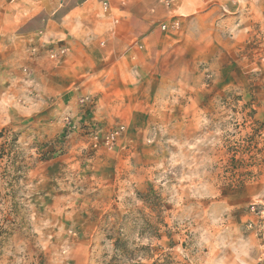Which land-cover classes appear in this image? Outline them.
<instances>
[{
	"label": "crops",
	"instance_id": "1",
	"mask_svg": "<svg viewBox=\"0 0 264 264\" xmlns=\"http://www.w3.org/2000/svg\"><path fill=\"white\" fill-rule=\"evenodd\" d=\"M51 46L68 50L57 64L48 59ZM257 66H264V7L252 0H178L170 7L162 0H0V93L12 96L15 122L64 102L40 133L46 142L65 133L70 139L59 167L65 201L74 198L77 183L74 152L91 146L87 133L99 127L123 124L127 132L114 153H96L97 167L112 171L96 175L98 196L116 188V175L131 158L123 150L129 129L146 140L153 127L158 142L152 156L157 163L169 158L171 173L180 172V158L196 159L192 172H203L207 151L179 149L182 139L202 142L210 99L244 92L241 80ZM147 154L144 148L137 158L143 163ZM193 184L175 186L185 192ZM238 234L256 264V234Z\"/></svg>",
	"mask_w": 264,
	"mask_h": 264
},
{
	"label": "rangeland",
	"instance_id": "2",
	"mask_svg": "<svg viewBox=\"0 0 264 264\" xmlns=\"http://www.w3.org/2000/svg\"><path fill=\"white\" fill-rule=\"evenodd\" d=\"M252 1L264 7V0ZM46 50L57 64L60 59L52 58L57 50ZM241 83L244 92L210 99L203 141L183 138L179 145L207 151L203 172H192L196 159L180 158V172L171 173L169 158L157 163L152 156L158 142L153 127L146 140L129 129L130 141L123 150L131 158L116 175V188L98 196L96 175L112 171L97 167L94 159L100 148L114 153L119 146L109 149L101 141L94 146L93 140L95 144L74 152L77 183L74 198L66 201L59 167L69 149L63 150L70 142L68 134L46 142L40 131L21 133L34 117L16 123L13 98L7 90L1 92L0 264H253L243 248L249 242L243 244L238 231L245 237L256 234V264H264V66ZM65 122L73 127L69 117ZM107 131L99 127L87 135L93 139ZM165 140L161 143L167 149ZM144 148L148 154L142 163L137 155ZM183 165L193 168L185 172ZM193 182L185 192L175 186ZM225 188L235 194L222 204L213 203V197L227 195ZM248 193L254 199L246 198ZM244 201L249 202L242 205ZM125 217L131 221L121 236ZM117 240L123 242L118 248Z\"/></svg>",
	"mask_w": 264,
	"mask_h": 264
},
{
	"label": "clouds",
	"instance_id": "3",
	"mask_svg": "<svg viewBox=\"0 0 264 264\" xmlns=\"http://www.w3.org/2000/svg\"><path fill=\"white\" fill-rule=\"evenodd\" d=\"M208 2L211 3L212 0H208ZM217 2H222V0H217ZM63 103H64L63 101H53L49 107V110L43 115H40V114L35 115L32 123L28 127L20 130L21 133L43 130L45 127L48 126L49 123L54 122L53 113L57 112L60 108H62ZM12 119L13 120L18 119L15 113L13 114ZM0 128H3L2 124H0ZM217 187H219V183H217ZM222 191L226 192L227 195L222 196L219 200L213 197L212 198L213 203L222 204L225 202L226 199L230 198L232 195L235 194L231 189H227V188L223 189ZM155 207L157 211H159V205L157 204L155 205ZM130 221H131V217H125L122 219L121 224L119 226L121 236H123L125 231L128 229Z\"/></svg>",
	"mask_w": 264,
	"mask_h": 264
},
{
	"label": "built area",
	"instance_id": "4",
	"mask_svg": "<svg viewBox=\"0 0 264 264\" xmlns=\"http://www.w3.org/2000/svg\"><path fill=\"white\" fill-rule=\"evenodd\" d=\"M178 0H162V2L167 5V6H172L174 3H176ZM163 29H166V26L164 25L162 27ZM67 49L65 47H60L56 53L52 54V58L55 60H59L60 56H64L67 53ZM69 120V119H67ZM127 132V128L124 125H119L115 128H112L110 130H108L107 132H105L103 135H100L99 132L96 133V135L93 137V140H95L96 145H98L97 143L101 141V143L109 148V149H113L120 137L124 136Z\"/></svg>",
	"mask_w": 264,
	"mask_h": 264
},
{
	"label": "trees",
	"instance_id": "5",
	"mask_svg": "<svg viewBox=\"0 0 264 264\" xmlns=\"http://www.w3.org/2000/svg\"><path fill=\"white\" fill-rule=\"evenodd\" d=\"M121 244H123V242L121 240H117L115 242V247L118 248L119 246H121Z\"/></svg>",
	"mask_w": 264,
	"mask_h": 264
}]
</instances>
